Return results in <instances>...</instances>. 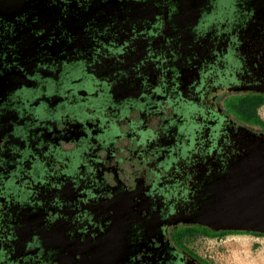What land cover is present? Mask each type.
I'll return each instance as SVG.
<instances>
[{
	"label": "flooded vegetation",
	"instance_id": "obj_1",
	"mask_svg": "<svg viewBox=\"0 0 264 264\" xmlns=\"http://www.w3.org/2000/svg\"><path fill=\"white\" fill-rule=\"evenodd\" d=\"M217 2L0 0V264H207L176 230L259 233L227 227L264 139L223 103L264 95V0Z\"/></svg>",
	"mask_w": 264,
	"mask_h": 264
},
{
	"label": "rangeland",
	"instance_id": "obj_2",
	"mask_svg": "<svg viewBox=\"0 0 264 264\" xmlns=\"http://www.w3.org/2000/svg\"><path fill=\"white\" fill-rule=\"evenodd\" d=\"M231 2L233 0H219V3L217 2V10H219L218 18L227 12L226 7H229ZM211 17L212 14L207 15L206 20ZM243 98L252 99L251 104L246 107L242 106L244 109L240 108V111L230 107L234 104H241V99ZM263 103L264 95L238 93L229 96L223 104L226 107V113H229L236 122L251 126L254 116H258L264 122V108L261 110L259 106ZM191 228L194 229L195 227ZM178 230L174 232L175 238L182 233ZM181 243L187 250L207 264H264V239L254 240L247 234L217 236L210 233L205 234L197 230L190 236L185 237ZM180 248L182 247L180 246Z\"/></svg>",
	"mask_w": 264,
	"mask_h": 264
},
{
	"label": "trees",
	"instance_id": "obj_3",
	"mask_svg": "<svg viewBox=\"0 0 264 264\" xmlns=\"http://www.w3.org/2000/svg\"><path fill=\"white\" fill-rule=\"evenodd\" d=\"M250 102H252V99H241V104H234V105H232V106H230V107H232V108H236V109H244V107H242V106H249V104H251ZM223 106H224V111L226 112V107H225V105L223 104ZM260 106V105H259ZM258 106V107H259ZM240 111V110H239ZM252 121H253V124L259 129L258 131L259 132H257V134H256V137H263V139H264V122L258 117V116H254L253 117V119H252ZM235 125H232L230 128H227V130H226V135L230 138V141H232V139L231 138H233V142H235V140H234V138H237V139H239L240 137H241V135H239V137H238V134H239V131H238V133H236L235 132ZM240 141H239V144H240V148H243V149H240V151H239V149H238V153H239V155H238V157L242 160V162H245V160L247 161H249V159H251V161H253V160H256V166H258V160H259V156H260V154H259V152H260V148L258 147V146H256L255 147V152H254V154L253 153H251V152H249V149L248 148H250V147H248V145L246 144V143H242V140L241 139H239ZM238 144V145H239ZM236 147V146H235ZM239 147V146H238ZM233 150H235V148H234V146H232V144H225V148H224V163L226 162V163H229L230 162V158H231V151H233ZM196 153H192L191 154V157H190V161H191V159H192V157L195 155ZM233 154V153H232ZM236 154H237V152H236ZM249 154H253L255 157L253 158V157H251ZM195 157V156H194ZM197 157V156H196ZM196 157H195V159H196ZM230 157V158H229ZM251 157V158H250ZM258 163V164H257ZM251 164V163H250ZM253 164V163H252ZM186 164L184 163V162H182V163H180V167H183L184 168V166H185ZM179 167V168H180ZM208 195H210L209 193H208ZM207 195V196H208ZM193 216V215H192ZM5 225V223H0V250L1 251H4V252H2V254H1V256H2V259H0V261H5V260H7L8 259V257H7V255H6V253L8 252V250H9V243H8V240H9V238H8V236H9V234H10V230H9V228L11 229V227L10 226H4ZM10 231V232H9ZM7 233V234H6ZM192 233H194V231H192V230H190V229H188V230H186L184 233H181L180 235H179V240L181 239V238H184L185 237V235H191ZM233 234H248V235H253V236H256V237H264V235L263 234H259V233H249V232H221L220 233V235L219 236H226V235H233ZM196 257V256H195Z\"/></svg>",
	"mask_w": 264,
	"mask_h": 264
},
{
	"label": "water",
	"instance_id": "obj_4",
	"mask_svg": "<svg viewBox=\"0 0 264 264\" xmlns=\"http://www.w3.org/2000/svg\"><path fill=\"white\" fill-rule=\"evenodd\" d=\"M258 168L260 169L261 167H258ZM253 191H254L255 195L251 199H247V200H243V201H239V202L245 206L246 205L252 206L254 204L260 203L262 205V206H260V209L262 211L258 210L257 208H254L252 211L254 215H252V213H250V211L248 212V209H243L244 211H246V220L248 219L247 221L250 223V225L247 227H236V228L227 227V229H229V230L230 229L240 230V231H252V232H259V233L264 234L263 228L259 229V228L253 226L255 224H261L264 222V185L259 186L257 188H254ZM237 208H238V206H237ZM242 211H241V213H242ZM219 216L221 217V215H219ZM8 243H10V241H8ZM2 252H4V251L0 250V259H2V256H1ZM5 261H7V260H5ZM9 264H11V262H9Z\"/></svg>",
	"mask_w": 264,
	"mask_h": 264
},
{
	"label": "crops",
	"instance_id": "obj_5",
	"mask_svg": "<svg viewBox=\"0 0 264 264\" xmlns=\"http://www.w3.org/2000/svg\"><path fill=\"white\" fill-rule=\"evenodd\" d=\"M260 108L261 110L264 108V103L263 104H260ZM248 235V234H247ZM251 239H254V240H259V239H264V237H256V236H253V235H248Z\"/></svg>",
	"mask_w": 264,
	"mask_h": 264
},
{
	"label": "bare ground",
	"instance_id": "obj_6",
	"mask_svg": "<svg viewBox=\"0 0 264 264\" xmlns=\"http://www.w3.org/2000/svg\"><path fill=\"white\" fill-rule=\"evenodd\" d=\"M253 206V208H257L258 210H260V211H262L261 209H260V206H262L260 203H258V204H254V205H252ZM239 251V250H238ZM248 253V252H247Z\"/></svg>",
	"mask_w": 264,
	"mask_h": 264
}]
</instances>
